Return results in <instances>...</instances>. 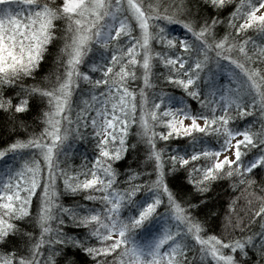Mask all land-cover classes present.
<instances>
[{
  "label": "snow or ice",
  "instance_id": "6c2138e0",
  "mask_svg": "<svg viewBox=\"0 0 264 264\" xmlns=\"http://www.w3.org/2000/svg\"><path fill=\"white\" fill-rule=\"evenodd\" d=\"M0 264H264V0H0Z\"/></svg>",
  "mask_w": 264,
  "mask_h": 264
},
{
  "label": "trees",
  "instance_id": "16d2710c",
  "mask_svg": "<svg viewBox=\"0 0 264 264\" xmlns=\"http://www.w3.org/2000/svg\"><path fill=\"white\" fill-rule=\"evenodd\" d=\"M88 147L90 148V146H88ZM84 150H85V146L81 144V146H80V148H79V151H80V152H83ZM80 159H81V157H80L79 155H77V156L73 159L72 163L79 164V163H80Z\"/></svg>",
  "mask_w": 264,
  "mask_h": 264
}]
</instances>
